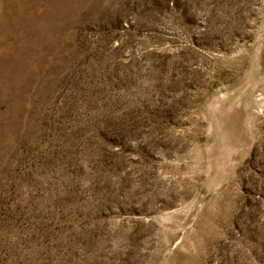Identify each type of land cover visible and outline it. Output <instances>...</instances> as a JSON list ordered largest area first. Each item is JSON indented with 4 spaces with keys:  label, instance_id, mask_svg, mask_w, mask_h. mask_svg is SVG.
I'll use <instances>...</instances> for the list:
<instances>
[{
    "label": "rangeland",
    "instance_id": "374dc122",
    "mask_svg": "<svg viewBox=\"0 0 264 264\" xmlns=\"http://www.w3.org/2000/svg\"><path fill=\"white\" fill-rule=\"evenodd\" d=\"M0 264H264V0H0Z\"/></svg>",
    "mask_w": 264,
    "mask_h": 264
}]
</instances>
